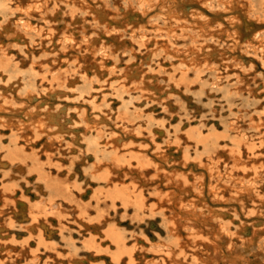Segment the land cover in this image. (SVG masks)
<instances>
[{
	"label": "bare ground",
	"instance_id": "bare-ground-1",
	"mask_svg": "<svg viewBox=\"0 0 264 264\" xmlns=\"http://www.w3.org/2000/svg\"><path fill=\"white\" fill-rule=\"evenodd\" d=\"M263 96L264 0H0V264H264Z\"/></svg>",
	"mask_w": 264,
	"mask_h": 264
},
{
	"label": "rangeland",
	"instance_id": "rangeland-1",
	"mask_svg": "<svg viewBox=\"0 0 264 264\" xmlns=\"http://www.w3.org/2000/svg\"><path fill=\"white\" fill-rule=\"evenodd\" d=\"M263 24V23H262ZM261 25V24H260ZM10 55L11 56H13L16 60L15 61H19V60H21L22 59V57H21V55L19 54V52L16 50V49H13L12 51H10ZM248 63V65H255L254 67H255V71H259V72H257V73H260L262 70L260 69V67H259V65H258V62H256L255 60H250V61H248L247 62ZM156 71H158L159 70V67H157V66H155V68H154ZM253 72V71H252ZM252 72H251V78L252 77H254V76H256V75H253L252 74ZM227 73V74H226ZM234 72L232 71V72H230V73H228L227 71H225V76L227 75V76H230V75H232ZM249 77V78H250ZM264 97V96H263ZM185 98L187 99V103H189L190 102V99H189V95H186L185 96ZM220 102V100H218V103ZM222 102V104H218V108L219 109H221L223 106L225 107V109L223 110V113H226L227 112V109H228V106L226 105L227 104V102H225V101H221ZM116 105H117V103H116ZM190 105H192L193 106V104H191L190 103ZM194 107V106H193ZM210 119V118H209ZM212 120L210 119V122H211ZM218 124V123H217ZM218 126V125H217ZM118 205V209H120L119 210V213H120V215L122 214V213H124L125 212V209L123 208V206L121 205V203H117ZM222 206H225V207H229L230 206V204H225V205H222ZM132 213H130L129 212V214L128 215H131ZM127 222L126 223H124L125 224V227H127L128 228V230L129 229H132L130 226H131V222L129 221V219H125ZM142 228L143 229H145L146 228V225H143L142 226Z\"/></svg>",
	"mask_w": 264,
	"mask_h": 264
}]
</instances>
